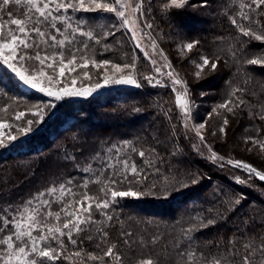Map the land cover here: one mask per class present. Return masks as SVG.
Here are the masks:
<instances>
[{
  "label": "trees",
  "instance_id": "trees-1",
  "mask_svg": "<svg viewBox=\"0 0 264 264\" xmlns=\"http://www.w3.org/2000/svg\"><path fill=\"white\" fill-rule=\"evenodd\" d=\"M145 1L193 116L203 113L202 141L142 74V89L65 100L23 91L0 58V264L16 254L21 264H163L168 254L182 264L190 244L187 264H241L264 240V180L224 161L264 175V0ZM12 8L0 0L2 26L33 15ZM183 27L188 54L173 40ZM123 142L133 172L110 163Z\"/></svg>",
  "mask_w": 264,
  "mask_h": 264
},
{
  "label": "rangeland",
  "instance_id": "rangeland-1",
  "mask_svg": "<svg viewBox=\"0 0 264 264\" xmlns=\"http://www.w3.org/2000/svg\"><path fill=\"white\" fill-rule=\"evenodd\" d=\"M2 1L12 5V11L26 7L30 14L37 16L35 18L33 15H26L22 21L11 16L4 26L1 25L0 17V58L13 71L14 78L19 81L23 91H37L53 97L61 90L67 94L64 95L65 100L97 98L122 88L142 89L140 77L144 75L151 88L157 89L163 95L168 94L169 97L166 98L172 104L175 102L176 110L183 116L188 131L191 130L202 141L201 135L205 131L206 123L199 115L203 113L195 114L197 118L193 116L192 109L195 106L189 92L146 21L145 0ZM188 2L189 0H175L169 2V7L183 10ZM194 14L200 15L196 11ZM185 31L186 29L179 33ZM176 35L173 40L177 49L182 53H190L193 48L191 40L183 34ZM37 42L40 43L39 46ZM30 51H33V56L29 55ZM53 51H59V55ZM141 61L147 66H143ZM197 61L195 63L198 71H201L206 62L203 57ZM4 127V124H0V130ZM130 146V142L113 145L115 159L110 160V163L122 167L123 170L131 166L130 172H133L135 167L127 163L128 158H125L127 162L120 160ZM224 161L252 171L259 179L264 180L262 173L244 163L227 159ZM244 185L248 186V181ZM260 204L264 206V201ZM81 218L78 214V224L82 222ZM260 241L256 242L252 253L249 249L241 251L242 258L236 255L241 258V264H248V259L252 261L250 264H264V240ZM191 247L192 244L187 246L186 261L182 264L195 262L196 253H193ZM161 253L164 251H160L158 255ZM246 254L247 258L244 257ZM175 256H163L162 263L181 264ZM10 261L11 264H21L23 258L16 254L9 256ZM150 263L148 260L140 264Z\"/></svg>",
  "mask_w": 264,
  "mask_h": 264
}]
</instances>
